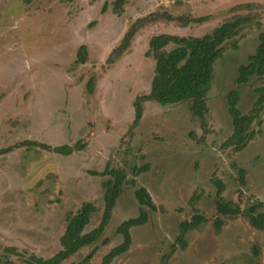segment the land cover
<instances>
[{"label": "rangeland", "instance_id": "obj_1", "mask_svg": "<svg viewBox=\"0 0 264 264\" xmlns=\"http://www.w3.org/2000/svg\"><path fill=\"white\" fill-rule=\"evenodd\" d=\"M114 4L0 0V264L53 258L62 250L68 216L86 203H93L97 213L84 233L97 229L105 209L104 183L111 177L94 173L108 168L128 177L112 220L98 242L62 264H103L123 243L118 228L140 215L135 196L140 188L157 210L147 209L149 223L131 230L130 251L112 264H264V231L244 214L264 203V107L248 147L240 153L224 147L234 133L230 95H238L240 113L249 115L260 97L257 90L264 88V77L238 84L240 67L261 44L264 0H126L121 16ZM152 13L203 22L150 25L109 64L129 28ZM237 16L250 22L224 45L204 119L194 116L192 102L166 107L148 102L134 127V103L150 94L155 75L156 63L146 56L150 39L203 37ZM82 46L86 64L78 63ZM30 142L70 146L75 152L63 156L23 145ZM218 180L226 185L225 200L242 215L218 212ZM196 216L207 223L184 233L182 225Z\"/></svg>", "mask_w": 264, "mask_h": 264}, {"label": "trees", "instance_id": "obj_2", "mask_svg": "<svg viewBox=\"0 0 264 264\" xmlns=\"http://www.w3.org/2000/svg\"><path fill=\"white\" fill-rule=\"evenodd\" d=\"M126 0H115L114 9L118 16L124 11ZM250 7V6H248ZM244 9L243 6L238 10ZM107 11V5L104 12ZM178 21L184 25L203 22V19H192L161 15L152 13L149 16L138 19L125 34L120 46L111 53L108 63L114 64L128 51L136 35L150 25L161 22ZM250 22V17L237 16L234 21H227L217 27L213 32L203 37H179L169 34L153 36L149 41V51L146 54L152 58L155 63V75L152 81L151 92L148 95L140 96L134 103L135 120L134 127H137L144 117V105L148 102H156L166 107L178 105L185 102H192V112L195 117L204 119L207 113L206 97L210 91L214 69L217 61L224 55V45L227 41L238 36L242 27ZM261 44L255 55L250 57L249 64L241 66L239 69V85H245L251 77H264V33L260 35ZM234 49L238 45L233 44ZM88 61V52L86 46H82L79 52V64H86ZM93 81L89 83V92H93ZM260 94L256 103V109L249 115H242L238 109V95L233 93L229 97V112L233 118L234 133L225 143V148L234 147L235 151L240 153L256 138V133L252 131L258 113L264 107V88L257 90ZM26 146H39L43 149L63 156H71L75 149L70 146L51 147L30 142L24 143ZM94 176L105 178L111 177L104 183L105 209L100 226L90 233H84L90 225L93 215L97 213V207L93 203H86L77 214L68 216L67 228L61 239L62 250L53 258L45 260L32 257L25 264H62L72 256L79 253L82 249L92 246L98 242L104 235L109 226L113 212L117 206L118 200L123 195L124 185L127 183V175L115 169H107L103 173H94ZM135 177V176H134ZM217 186V210L224 217L235 218L244 213L242 209L233 203L227 202L223 197L226 185L222 181H216ZM136 199L141 206L140 215L137 218L124 222L117 230V233L123 237V243L113 249L103 260V264H112L118 257L128 253L132 246L131 230L145 226L149 223V212L156 211L149 192L145 188H140L135 193ZM264 208V203H258L251 207L246 214L250 219L252 226L260 231H264V213H257ZM207 223L202 216H196L192 222L182 225L184 233L198 230L199 227ZM223 225L218 221L217 229L220 230ZM183 238V237H182ZM183 242V239L180 240ZM185 242V241H184ZM104 244H108L105 240ZM185 248V246L183 247ZM94 253L89 255L91 259Z\"/></svg>", "mask_w": 264, "mask_h": 264}]
</instances>
